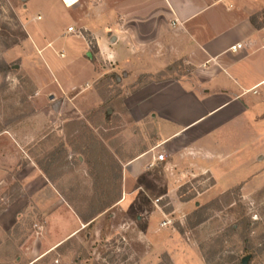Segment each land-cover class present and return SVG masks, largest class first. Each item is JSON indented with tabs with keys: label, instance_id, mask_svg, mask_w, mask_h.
<instances>
[{
	"label": "rangeland",
	"instance_id": "1",
	"mask_svg": "<svg viewBox=\"0 0 264 264\" xmlns=\"http://www.w3.org/2000/svg\"><path fill=\"white\" fill-rule=\"evenodd\" d=\"M24 2L0 0V264L34 258L30 246L43 216L32 199L23 204L21 178L37 168L85 227L34 264H242L246 255L247 264H264V186L220 191L209 174L178 179L176 167L163 168L153 186L144 164L135 178L124 177L127 160L155 141L137 89L191 67L175 62L152 78L135 77L139 68L91 44L83 57L96 79L85 84V62L69 58L67 68L56 66V78L81 84L65 88L28 34ZM238 145L232 138L222 146ZM253 148L264 150V137Z\"/></svg>",
	"mask_w": 264,
	"mask_h": 264
},
{
	"label": "crops",
	"instance_id": "2",
	"mask_svg": "<svg viewBox=\"0 0 264 264\" xmlns=\"http://www.w3.org/2000/svg\"><path fill=\"white\" fill-rule=\"evenodd\" d=\"M24 1L28 34L65 88L81 84L56 78V66L67 68L69 58L85 62V84L96 79L93 62L83 57L91 44L121 66L139 68L135 77L152 78L175 62L191 67L188 74L137 89L155 141L127 160L125 178H135L144 164L153 186L168 167L177 168L172 174L178 179L209 174L211 187L220 191L264 186V150L253 148L264 137V19H255L264 16V0ZM64 38L73 41L71 52ZM232 138L240 145L227 151L222 145ZM155 149L163 160L155 159ZM21 183L23 204L32 199L43 216L30 246L34 264L85 222L38 168Z\"/></svg>",
	"mask_w": 264,
	"mask_h": 264
},
{
	"label": "built area",
	"instance_id": "3",
	"mask_svg": "<svg viewBox=\"0 0 264 264\" xmlns=\"http://www.w3.org/2000/svg\"><path fill=\"white\" fill-rule=\"evenodd\" d=\"M69 30H72V27H68ZM241 47V44H237V45H232L230 48L231 50L235 51L237 48H240ZM157 161H161L164 159V154L163 153H157L156 155V158H155ZM32 264V263H30Z\"/></svg>",
	"mask_w": 264,
	"mask_h": 264
},
{
	"label": "water",
	"instance_id": "4",
	"mask_svg": "<svg viewBox=\"0 0 264 264\" xmlns=\"http://www.w3.org/2000/svg\"><path fill=\"white\" fill-rule=\"evenodd\" d=\"M50 98H53V97L50 96ZM57 104H58V103H55V104H54V106H53L54 109L57 108ZM248 259H249V255L244 256V257L242 258V260H241V263H242V264H247Z\"/></svg>",
	"mask_w": 264,
	"mask_h": 264
},
{
	"label": "trees",
	"instance_id": "5",
	"mask_svg": "<svg viewBox=\"0 0 264 264\" xmlns=\"http://www.w3.org/2000/svg\"><path fill=\"white\" fill-rule=\"evenodd\" d=\"M116 200H113V201H111L110 203L112 204L113 202H115ZM109 206V204L108 205H103L102 207H99V210H97V211H101V210H104L106 207H108ZM84 218V217H83ZM245 251H247V250H245ZM248 252V251H247Z\"/></svg>",
	"mask_w": 264,
	"mask_h": 264
}]
</instances>
